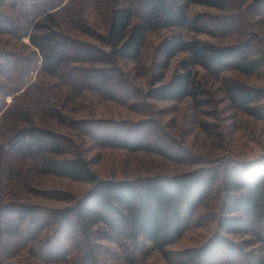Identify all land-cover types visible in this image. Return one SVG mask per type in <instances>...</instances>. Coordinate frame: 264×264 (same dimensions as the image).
I'll list each match as a JSON object with an SVG mask.
<instances>
[{
	"label": "trees",
	"instance_id": "16d2710c",
	"mask_svg": "<svg viewBox=\"0 0 264 264\" xmlns=\"http://www.w3.org/2000/svg\"><path fill=\"white\" fill-rule=\"evenodd\" d=\"M111 1L104 33L108 49L93 46L96 51L111 61L137 59L146 33L163 28L169 34L157 45L163 58L160 69L182 54L166 81H160L161 73L151 80L145 91L147 98L179 101L189 97L195 105H204L208 102L204 97L206 89L196 77L194 66L208 69L229 62L235 70L251 73L264 64V54L251 56L247 41L215 44L182 32L208 31L201 13L189 15L190 3L222 8L223 0H139V8L134 6V0ZM63 2L0 0V153L26 162L40 174L85 181L91 186L58 214L54 210L44 214V208L32 203L0 201V253L11 241L27 242L41 236L39 244L30 247L35 256L49 259L56 253L52 244L56 234H46L48 227L60 222V227L71 231L74 221L82 241L74 264H101L92 244L94 239L107 243L99 245L105 250L113 244L130 262L156 250L171 264H264V156L226 164L213 160L180 173L97 179L84 157L58 156L59 134L35 124H7L6 113L14 106L16 92L28 82L23 75L36 66L47 75L64 73L80 51L58 29L56 14L68 6V1ZM3 35L15 39L26 50L2 45ZM24 35L28 42L21 41ZM8 95L11 101L7 103ZM228 98L234 108L264 121V88L236 83L230 86ZM202 127L209 128L207 124ZM160 141L103 135L101 144L170 156ZM219 180L222 197L212 235L198 246L172 249L170 245L181 238ZM229 234L239 239L229 238Z\"/></svg>",
	"mask_w": 264,
	"mask_h": 264
},
{
	"label": "rangeland",
	"instance_id": "374dc122",
	"mask_svg": "<svg viewBox=\"0 0 264 264\" xmlns=\"http://www.w3.org/2000/svg\"><path fill=\"white\" fill-rule=\"evenodd\" d=\"M67 1V8L56 14L58 29L80 51L64 73L47 75L39 71L38 66L25 73L22 78L27 79L28 89L24 92L25 85L16 92L14 106L6 113L7 124H35L59 134L58 156L84 157L97 179L180 173L213 160L226 164L264 156V121L234 108L228 98L230 86L236 83L264 88V64L251 73L239 72L229 62L208 69L194 66L196 77L206 89L204 97L208 102L204 105H195L189 97L179 101L150 99L145 91L151 80L161 73L160 81H166L182 55L172 57L168 66L160 69L163 58L157 45L169 31L149 30L137 59L111 61L92 47L108 49L104 33L112 1L64 0L63 4ZM134 2L139 8V0ZM188 12L190 16L201 13L208 31L197 33L186 29L182 31L185 36L215 44L247 41L251 56L264 54V0H223L222 8L194 2L189 4ZM21 39L28 42L26 35ZM1 44L14 50L24 48L5 35ZM5 99L10 102L11 95ZM203 124L209 128H203ZM103 135L133 140L160 138V146L170 156L142 149L103 146ZM90 186L91 183L85 181L40 174L26 162L8 159L0 153L2 202L32 203L44 208V214L47 210L58 214L84 195ZM214 186L181 238L170 245L172 249L198 246L212 235L222 197L220 180ZM60 224L50 225L45 232L56 234L52 240L56 253H52L51 258L34 255L30 245L39 244L41 236H38L27 242L8 243L0 253V264H74V255L82 241L78 239L74 221L71 231ZM228 237L239 239L232 234ZM102 243L107 245L99 239L92 242L101 264H171L156 250L130 262L121 256L116 246L110 244L105 250L99 246Z\"/></svg>",
	"mask_w": 264,
	"mask_h": 264
}]
</instances>
